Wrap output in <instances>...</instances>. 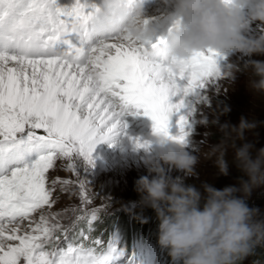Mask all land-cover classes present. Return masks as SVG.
Listing matches in <instances>:
<instances>
[{
    "label": "snow or ice",
    "instance_id": "6c2138e0",
    "mask_svg": "<svg viewBox=\"0 0 264 264\" xmlns=\"http://www.w3.org/2000/svg\"><path fill=\"white\" fill-rule=\"evenodd\" d=\"M137 2L127 0L133 11ZM100 10L101 0H75L71 7L0 0V264H116L123 251L112 242L98 251L92 245L100 240L86 245L83 233L70 238L72 225L45 211L56 183H67L53 180L49 188L46 174L58 159L94 166L98 144L127 135L123 117L130 107L151 118L155 134L193 147L198 106L207 102L209 86L228 75L230 57L218 50L196 53L177 68L166 54L167 36L94 37L90 24ZM180 23L172 20L168 33ZM79 183L83 191L85 182Z\"/></svg>",
    "mask_w": 264,
    "mask_h": 264
},
{
    "label": "clouds",
    "instance_id": "9594fccd",
    "mask_svg": "<svg viewBox=\"0 0 264 264\" xmlns=\"http://www.w3.org/2000/svg\"><path fill=\"white\" fill-rule=\"evenodd\" d=\"M134 16L138 22H133ZM177 17L181 23L168 33L165 49L172 66L179 68L196 53L218 50L237 57L226 68L228 75L235 79L248 74L251 89L264 94V59H252L264 57V32L252 31L253 26L264 25V0H174L170 18ZM143 20L142 2L133 11L127 0H101L90 31L101 39L123 32L133 41L148 42L157 33ZM229 111L226 107L222 115ZM199 123L222 133L220 142L209 145L204 154L216 177L228 176L229 165L234 164L241 173L237 183L222 189L207 182L199 188L186 183L199 176L200 156L185 144L154 133L142 157L148 175L135 181V191L140 205L155 212L158 244L173 264H242L257 247H264V212L247 203L254 190L264 188V147L256 148L248 139L264 122L242 116L236 125L222 124L219 118ZM229 148L231 161L226 158ZM171 170L183 175L173 177ZM136 218L148 222L143 216Z\"/></svg>",
    "mask_w": 264,
    "mask_h": 264
},
{
    "label": "rangeland",
    "instance_id": "374dc122",
    "mask_svg": "<svg viewBox=\"0 0 264 264\" xmlns=\"http://www.w3.org/2000/svg\"><path fill=\"white\" fill-rule=\"evenodd\" d=\"M159 3H147L144 6V13L154 12ZM167 25L168 29L171 27ZM264 28V25H256ZM163 28L158 29L157 36H165L162 33ZM165 30V32H167ZM229 63L237 62V57L228 55ZM252 59H264V57H253ZM227 72V69H225ZM250 76L248 74H237L235 79L227 75L222 77L213 87L207 89L208 100L198 106L195 125V135L192 137L194 146H189L200 156L198 165V177H191L186 183L193 184L197 188L204 182L212 184L218 189L228 185H235L241 173L234 164L229 165V175L216 177V170L211 160L205 158L208 146L220 142L222 133L215 126L205 128L200 125L199 121L203 119L213 120L219 118L220 123H229L236 125L242 116L249 119H255L258 122H264V94L255 92L250 87ZM228 107L230 111L222 115ZM129 109L137 116H128ZM123 117L128 123V127L140 136V141H147L153 137V121L143 118L140 115L141 110L134 111L129 108ZM131 113V112H130ZM175 116L172 118L173 125ZM175 126L170 128L172 135L176 134ZM38 135H46L43 129L36 130ZM208 133H211L209 135ZM122 136L118 137L114 143L104 142L98 151L94 150V166H87L82 159L75 160L58 159L55 167L50 169L47 175V185L52 188V181L59 180L67 183H56L53 192L54 203L51 209H45L46 212L59 213L56 218L62 225H72L67 235L71 238L78 233H83L88 237L84 243L87 245L92 240H100L99 245H92L98 251L107 250L109 242H112L118 250L123 251L116 264H173L168 257L166 249L161 248L150 235L134 236L131 244L127 246V237L125 229L121 226V221L115 220L105 231L106 227L99 229L103 225L104 219L117 218L124 216L127 221L132 219L134 214L144 208L140 205V195L135 191V181L142 175H148L146 168L143 166L142 157L149 150L136 148L124 144L123 147H116L114 144L119 142ZM248 139L255 144L256 148L264 147V124H261L255 133H249ZM126 147V148H124ZM133 149V150H132ZM227 159L231 161L232 150L229 148ZM74 164L77 171L69 169V164ZM170 175L182 176L183 173L171 170ZM80 181L85 182V189L82 191ZM63 189V190H62ZM264 188L254 190L247 200L249 207L259 208L264 212L263 200ZM125 208H132V211H126ZM95 212V218L92 213ZM39 219V212L34 214ZM28 221L24 222L26 227ZM62 246L64 233H60ZM79 241H77L78 243ZM18 243V242H14ZM178 264V262H177ZM242 264H264L259 260H254L250 256L242 261Z\"/></svg>",
    "mask_w": 264,
    "mask_h": 264
},
{
    "label": "bare ground",
    "instance_id": "6f19581e",
    "mask_svg": "<svg viewBox=\"0 0 264 264\" xmlns=\"http://www.w3.org/2000/svg\"><path fill=\"white\" fill-rule=\"evenodd\" d=\"M156 1H158V3H159L158 7L156 9H154L155 10L154 12L144 13V18L146 20H148L149 26L154 28L156 30V32L158 31V29L163 28L162 33H164L165 36H167L168 35L167 25L172 23V19L170 17L174 12V0H156ZM96 2L100 3V0H96ZM152 2H155V0H142L143 5H145L147 3H152ZM57 3L60 7H71L75 3V0H57ZM165 30H167V32H165ZM136 110H138V109L134 108V111H136ZM129 111L131 113L129 112L128 116L139 115V114L133 113L131 111V109H129ZM140 115H142L143 118H145V119H148V120L151 119L150 117L144 115L143 110H141ZM127 125H128V123H127ZM135 138H140V136H138V134H136V132H134L133 130H131L128 127L127 128V135L122 136V139L119 142H116L114 144V146L121 148V147H123L124 144H128V146L131 147L134 145L133 140ZM101 144L102 143L98 144L96 146L95 150L98 151L99 149H101L100 148ZM124 148H126V147H124ZM46 186L48 187V185H46Z\"/></svg>",
    "mask_w": 264,
    "mask_h": 264
},
{
    "label": "trees",
    "instance_id": "16d2710c",
    "mask_svg": "<svg viewBox=\"0 0 264 264\" xmlns=\"http://www.w3.org/2000/svg\"><path fill=\"white\" fill-rule=\"evenodd\" d=\"M263 200H264V192H263ZM249 205V204H248ZM137 215L143 216L147 218V223H140V221L136 218ZM115 220L121 221V226L125 229L126 232L125 236L127 237V246H129L134 238V236H145L146 234L149 236L152 240H155V242L158 241V220L156 218L155 212L151 208H144L134 214L132 216V219L130 221H127L124 216H120L117 218H111V220L108 218L104 219L103 225L99 226V229H103V226L106 227L105 231L111 226V223ZM109 230V229H108ZM141 236V237H142ZM158 244V242H157ZM166 252H168L166 250ZM251 258L254 260H259L264 263V247H257L254 252L249 255ZM170 258V261H172L171 257L168 255Z\"/></svg>",
    "mask_w": 264,
    "mask_h": 264
}]
</instances>
